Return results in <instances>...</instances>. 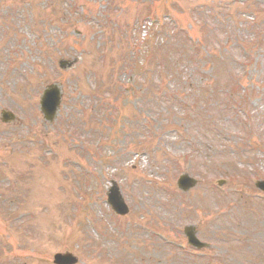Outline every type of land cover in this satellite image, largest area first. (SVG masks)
<instances>
[{
	"label": "rangeland",
	"instance_id": "374dc122",
	"mask_svg": "<svg viewBox=\"0 0 264 264\" xmlns=\"http://www.w3.org/2000/svg\"><path fill=\"white\" fill-rule=\"evenodd\" d=\"M142 1L0 0V264H55L54 254L66 251L74 264H213L170 251L154 235L188 244L189 223L212 245L187 249L216 264L264 256V193L255 186L264 178V54L246 70L237 47L262 32L250 33L248 16L235 31L219 5L192 34L206 36L228 67L212 64L219 71L211 75L197 52L185 72L157 77L138 67L149 28L139 35L133 25L151 11L190 26L192 7L205 5ZM251 2L264 24V0ZM50 83L63 91L52 122L40 110ZM240 99L256 121L242 122ZM3 109L14 120L2 122ZM183 172L199 180L188 191L177 185ZM112 179L126 215L106 201Z\"/></svg>",
	"mask_w": 264,
	"mask_h": 264
},
{
	"label": "water",
	"instance_id": "95a60500",
	"mask_svg": "<svg viewBox=\"0 0 264 264\" xmlns=\"http://www.w3.org/2000/svg\"><path fill=\"white\" fill-rule=\"evenodd\" d=\"M50 92H48L44 97H43V107L44 110L46 112V115L48 118H52L53 114L56 111L58 102L60 100V94L57 92L55 95L49 94ZM54 96V97H53ZM60 258H64L62 256H58L57 260H59ZM58 262H61V260H59Z\"/></svg>",
	"mask_w": 264,
	"mask_h": 264
}]
</instances>
